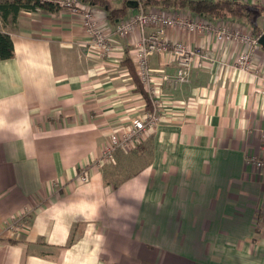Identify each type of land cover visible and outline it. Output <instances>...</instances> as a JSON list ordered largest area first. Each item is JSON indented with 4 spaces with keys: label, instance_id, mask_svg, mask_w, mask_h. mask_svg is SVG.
I'll use <instances>...</instances> for the list:
<instances>
[{
    "label": "crops",
    "instance_id": "crops-1",
    "mask_svg": "<svg viewBox=\"0 0 264 264\" xmlns=\"http://www.w3.org/2000/svg\"><path fill=\"white\" fill-rule=\"evenodd\" d=\"M236 1L256 5V17L203 18L263 33L264 0ZM90 6L116 44L111 58L71 10L0 20L15 51L0 60V231L21 215L27 223L2 235L0 264H264V168L250 162L264 159V49L257 77L235 64L249 45L165 29L209 59L188 83L163 86V119L137 149L89 167L148 108L132 59L138 29L120 37L119 21ZM148 62L176 73L168 55Z\"/></svg>",
    "mask_w": 264,
    "mask_h": 264
},
{
    "label": "built area",
    "instance_id": "built-area-1",
    "mask_svg": "<svg viewBox=\"0 0 264 264\" xmlns=\"http://www.w3.org/2000/svg\"><path fill=\"white\" fill-rule=\"evenodd\" d=\"M50 2L62 9L71 10L82 17L83 25L89 37V44L98 50L102 58H111L116 48L109 31L103 29L99 19L94 14L91 4L84 0H41ZM138 11L125 21L118 23L116 34L120 37L131 35L136 29L139 38L136 41V50L132 56L140 83L146 94L147 110L141 116L133 118L130 125L120 132L114 133L110 140L103 146L97 159L89 167H102L112 161L118 149L132 151L141 145L145 135L157 128L163 119L166 95L163 86L169 83L174 89L191 79V73L195 67H203L207 54L200 48L183 41H169L163 34L167 28H177L190 33H208L213 35L218 42L236 40L249 45L241 52L236 60L237 66L245 71L250 69L254 76L258 77L259 69L253 64L254 51L259 46V36L243 33L239 29L229 27L228 24H213L206 18L182 14L178 11L170 12L157 8H145L138 1ZM148 27H153L151 32ZM153 54H165L176 62L175 74H170L164 68L153 69L149 66L148 59ZM264 83V78H263ZM264 93V89L262 90ZM250 162L258 168H264V159L252 157ZM83 168L79 173L80 180H86V172L89 167ZM25 216L15 217L8 225V230L26 229Z\"/></svg>",
    "mask_w": 264,
    "mask_h": 264
},
{
    "label": "trees",
    "instance_id": "trees-1",
    "mask_svg": "<svg viewBox=\"0 0 264 264\" xmlns=\"http://www.w3.org/2000/svg\"><path fill=\"white\" fill-rule=\"evenodd\" d=\"M91 5L104 7L110 21H121L130 10L128 1L123 0L121 6L113 5V0H84ZM145 8L155 7L165 11H179L187 9L193 14H197L209 19H219L224 17L249 18L253 19L257 15V6L236 0H137ZM43 9L46 11H58L59 6L42 2L41 0H0V20L5 22L10 19L16 22L22 10L34 11ZM253 34L259 36L262 29L258 24L253 23ZM14 44L10 33L0 29V60L14 56ZM133 73V69H132ZM135 77L137 76L134 72ZM139 88L144 92L142 84ZM145 94V92H144ZM146 96V94H145ZM147 97V96H146ZM149 106V104H147Z\"/></svg>",
    "mask_w": 264,
    "mask_h": 264
},
{
    "label": "water",
    "instance_id": "water-1",
    "mask_svg": "<svg viewBox=\"0 0 264 264\" xmlns=\"http://www.w3.org/2000/svg\"><path fill=\"white\" fill-rule=\"evenodd\" d=\"M128 6L135 8L138 6V1L137 0H130L128 1ZM258 42L260 46L264 49V32L259 35Z\"/></svg>",
    "mask_w": 264,
    "mask_h": 264
},
{
    "label": "rangeland",
    "instance_id": "rangeland-1",
    "mask_svg": "<svg viewBox=\"0 0 264 264\" xmlns=\"http://www.w3.org/2000/svg\"><path fill=\"white\" fill-rule=\"evenodd\" d=\"M245 22H247V19H246V21ZM227 41V40H226ZM218 42V41H217ZM224 42V41H223ZM241 54V53H240ZM239 54V55H240ZM239 55L237 56V58L239 57ZM237 58H236V60H237ZM235 64L237 65V63H236V61H235ZM250 69H246L245 70V72H249V73H251L252 75H254L253 74V72L252 71H249ZM19 230H21V229H17V230H8V229H6V230H2V231H0V241H1V238H2V235L3 234H5V232H10V233H16V232H18Z\"/></svg>",
    "mask_w": 264,
    "mask_h": 264
}]
</instances>
